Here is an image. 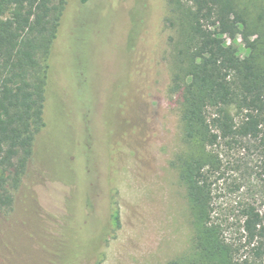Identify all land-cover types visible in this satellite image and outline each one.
<instances>
[{"label": "rangeland", "instance_id": "rangeland-1", "mask_svg": "<svg viewBox=\"0 0 264 264\" xmlns=\"http://www.w3.org/2000/svg\"><path fill=\"white\" fill-rule=\"evenodd\" d=\"M167 1L69 0L48 59L45 126L11 189L12 207L0 210V264H168L193 256L196 219L174 164L186 147L168 94ZM263 6L241 1L248 40L264 29ZM235 45L247 54L241 36ZM224 152L225 163L248 169L243 177L228 169L214 184V205L235 226L239 204L263 200L264 174L251 143Z\"/></svg>", "mask_w": 264, "mask_h": 264}, {"label": "trees", "instance_id": "trees-1", "mask_svg": "<svg viewBox=\"0 0 264 264\" xmlns=\"http://www.w3.org/2000/svg\"><path fill=\"white\" fill-rule=\"evenodd\" d=\"M241 1H167L168 94L179 107L186 147L174 164L196 219L193 256L168 264H264V196L235 208V226L220 217L213 196L228 169L241 177L248 172L240 160L224 162L226 148L251 143L264 174V29L248 40ZM68 2L0 0V210L12 207L11 189L45 126L48 59ZM260 11L264 18V6ZM238 36L244 56L235 45Z\"/></svg>", "mask_w": 264, "mask_h": 264}]
</instances>
